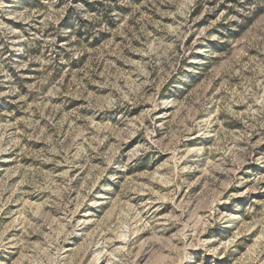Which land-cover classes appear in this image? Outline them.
<instances>
[{
  "label": "rangeland",
  "instance_id": "rangeland-1",
  "mask_svg": "<svg viewBox=\"0 0 264 264\" xmlns=\"http://www.w3.org/2000/svg\"><path fill=\"white\" fill-rule=\"evenodd\" d=\"M0 264H264V0H0Z\"/></svg>",
  "mask_w": 264,
  "mask_h": 264
}]
</instances>
